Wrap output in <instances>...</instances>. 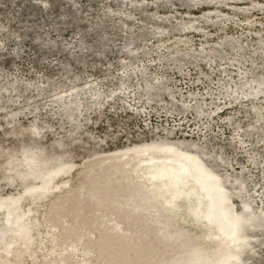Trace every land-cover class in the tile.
Returning <instances> with one entry per match:
<instances>
[{
	"label": "rangeland",
	"instance_id": "obj_1",
	"mask_svg": "<svg viewBox=\"0 0 264 264\" xmlns=\"http://www.w3.org/2000/svg\"><path fill=\"white\" fill-rule=\"evenodd\" d=\"M204 15L208 18L205 19ZM185 23L190 27L184 28ZM260 45L264 48V0H0V85H15L6 92L0 90L3 97L0 98L1 150L14 149L22 140L48 147L59 140L63 143L56 149L69 150L73 153L72 159L80 162L93 150L111 151L170 131L169 140H188L203 146L207 154L205 160L210 164L215 162L219 173L231 174L230 180L226 179L227 189L235 192V176L243 175L246 194L253 207L264 211V92L257 97L253 94L248 97L235 89L239 82L252 79L254 75L264 79V52L258 50ZM209 49L217 52L214 61L202 56L203 51ZM237 51L244 56L257 51L255 65L248 59L244 62L232 60ZM159 77H165L163 80L169 91L160 88L163 80ZM72 79L75 82L70 81ZM122 80L126 82L124 93L117 91ZM47 82H52L58 89L47 91ZM229 82L231 94L225 95L224 87ZM33 86L42 89L37 91ZM92 86L104 93L97 106L93 103ZM69 91H79L81 95L80 106L72 120L53 102ZM111 91L115 92L108 97ZM11 99L16 100V106L27 105L28 108L21 111L23 114L20 113L13 123L8 121L5 110V107L12 106ZM197 101L204 104L203 114H197L192 108L185 110L184 106H192ZM173 103L175 108L169 112L168 105ZM254 106L260 107L261 122H257ZM35 122L44 127L39 129V135L45 133L43 139L39 137L37 140L35 134L25 130ZM100 141L105 144L100 145ZM213 151H221L228 162L221 165L222 160L209 157ZM1 160L0 157L2 164ZM78 173V170L74 172ZM137 177L144 178L143 175ZM152 181L164 182L163 179ZM143 182H146L145 187L151 188L147 180ZM187 185L178 186L177 191ZM118 186L116 182L112 188ZM97 187L92 189L97 191ZM159 189L161 194L166 187ZM0 192L15 194L17 191L15 187L0 184ZM88 192L87 196L77 198L78 210L93 193ZM200 194L194 190L187 197L173 196L161 202L158 209L161 212L169 207L170 211L177 208L172 205L178 201L180 208L175 217L183 218L189 210L196 209L194 201ZM191 196L196 197L188 202ZM125 197L119 196L118 199ZM54 199L45 201L42 209H32L31 206L27 210L36 216L25 221L28 229L21 232H26L24 235L30 231L34 233L28 241L32 244L21 252L17 251L21 245L17 242L13 252L1 250L5 262L1 258L0 264H23L22 260L34 264L33 257L36 258L35 264H51L62 250L67 253L61 264H84V260L86 264H166L172 255L168 247L177 243L174 240L168 244L163 242L155 227V230L151 228L143 233L139 229L141 225L137 217H140V211L137 208L133 211L136 214L133 215L134 221L124 218L122 211L117 216L115 207L108 208L112 211L111 219L121 222L116 226L137 230L138 233L130 235L131 243L120 238L125 234L118 235V232L101 242L112 232L108 226L111 223L103 219L98 225L86 229L88 224H96L98 220L72 218V210L60 209V220L54 218L51 224L41 225L42 212L54 205L57 198ZM26 201L24 198L20 204ZM138 201L131 200L127 207H136L133 204L138 205ZM230 202L238 211L244 206L238 195ZM205 207V203L199 206L200 210ZM142 210L146 215V208ZM65 215L69 216L65 219ZM24 216L20 213L17 223H23ZM88 216L93 215L88 213ZM193 217L195 223L191 228L185 227L192 234L201 230L196 235L198 244L207 246L216 236L215 230L210 228L214 221ZM158 219H150L148 224L158 225ZM77 222L84 231L94 232L102 226L105 231L80 247L84 235L75 234L79 230L74 228L78 226ZM53 231L65 233L59 234L61 241L55 240L51 235ZM13 234L6 231L2 238ZM249 237L252 247L244 253L243 260L247 264H264V232L260 235L249 232ZM143 238L142 244L131 251ZM99 252H102L101 256H97ZM125 253L134 257L129 259ZM212 257H215L214 253L208 255V261ZM91 258L94 260L90 261Z\"/></svg>",
	"mask_w": 264,
	"mask_h": 264
},
{
	"label": "bare ground",
	"instance_id": "obj_2",
	"mask_svg": "<svg viewBox=\"0 0 264 264\" xmlns=\"http://www.w3.org/2000/svg\"><path fill=\"white\" fill-rule=\"evenodd\" d=\"M204 16L205 19L208 18L207 15ZM183 27H190V24L185 23ZM159 45H161V43H159ZM210 50L212 49L204 50L202 56L207 60L214 61L216 59L215 57L217 52L215 49L212 51ZM258 50L264 52V48L261 45ZM256 52L257 51H253L249 54V56H244L241 51H237L232 60L244 62L248 59L252 65H255L256 61L254 60V55ZM164 78L159 77V79L162 80ZM74 79L76 80V78ZM74 79L70 81L75 82ZM164 80L161 84H159V86L165 91H169L170 89L168 90L167 83H165ZM46 81H48V79ZM30 83L32 84V82ZM47 83H49L47 91L53 92L56 89V86L54 87L52 82ZM14 87L15 85L11 83L2 84L0 85V90H2V92H6L12 90ZM19 87L22 88L23 86ZM19 87L17 89H19ZM33 87L34 90L37 91H41L42 89L38 88V86ZM235 89L237 92L239 91V93H242L245 96L252 97L250 95L253 94L254 97H257L264 92V79L254 75L252 79L239 82L238 85L235 86ZM91 90L93 94V103L97 106L101 103V97L104 94L102 92L103 90H98L95 87L93 88V86ZM125 90L126 82L122 80L119 83L117 91L124 93ZM224 90L225 95L231 94L230 82L226 84ZM20 91L22 90L20 89ZM69 92L70 93L67 95L54 99L53 102L65 111V115L69 120H72L75 112H77L76 110H78V106H80V92ZM114 92L115 91H111L108 93V97H112ZM234 98L236 99V96ZM10 101L13 102L12 106L5 107V110L8 121L13 123L15 122L16 117L20 116L19 114L22 113L21 111H27L28 108L27 105H25V107L16 106V100L11 99ZM185 101L187 100H184V102ZM64 103L66 104V107L64 106ZM184 107L185 110L192 108L199 115L203 114L205 110L204 104L198 101L192 106ZM174 108V103L168 105L169 112L174 110ZM91 109H93V106ZM253 112L256 116L257 122H261L262 117L260 107L254 106ZM76 115L78 116V113ZM51 127H53V125ZM43 128L44 127H39L35 122L25 130L29 131L30 134H35L34 137H36V139L39 137L43 139L42 136L45 133L43 135L42 133L39 135V129ZM22 133L24 134V132ZM169 133L170 131H167L163 136L154 137L151 140L136 144H126L123 147L111 151L98 152L93 150L80 162H76L72 159L73 153L69 150H57V145L63 143L59 140H56L57 142L55 141L56 143L51 147L42 143H35L32 141L27 142L25 140L20 141L21 145H18L14 149L10 148L1 150L0 147V157L2 158V164L0 163V184H5L6 187L10 188L15 187L17 191L15 194H4L0 192V251L13 252V250L17 247L16 244L14 245L15 242L21 244H19L20 246L17 249L19 252L28 248V246L32 244L28 241L33 237L34 233L30 231L24 235L26 233L24 231H27L28 229V223L25 221L32 220L36 215L34 212L32 214L27 210L30 209L31 206H33L32 209H42L45 201H51L54 198H57L51 208L42 212L43 216H41L39 220L41 225L51 224L54 218L60 220L61 210L66 212L72 210V215H70L72 218L78 216L79 218L83 217L84 220L88 219V217L91 220H98V223L96 224H88L86 229H88L89 226L98 225L100 221L104 219L111 223L108 226H110L113 231L118 227L116 225L121 222L118 219H111L112 211L108 208H111L112 206L115 207V209H117V216L119 215L118 213L122 211L123 214L121 215L124 218H128L130 221L135 220V216L133 217V215L136 214H133V211L137 208L140 211L139 214L141 217V223H139L141 226L139 229H141L143 233L148 229L153 228V230H155L156 228L157 234L163 242L167 244L173 240L177 242L174 247H168L170 248L172 255L170 254L166 264H247L245 260H243V256L247 250H251L252 246L250 247V245L253 243L250 239L251 237H249V232H252V235H260L261 232H264V211L262 209L257 210L253 207L252 200L246 194V180L244 176L241 174L235 176L237 183L235 192L227 189V180H230L232 177L231 174H221L218 169H216L217 166L215 162H212V164L207 162L204 158V155L207 154L203 146L191 143V141L188 140L171 141L169 140ZM105 141H100V145H104ZM208 155L211 158L222 160L221 165L224 162H228V159L221 151H213ZM76 170H78L80 174H74ZM62 173L65 174L62 175ZM142 175L144 176L143 180H141V177L138 179L137 176ZM77 177H81V179ZM155 179H163L164 182L163 184L153 183L152 180ZM145 180L150 183L151 188L145 187L146 182H143ZM116 182L120 186L113 189L112 185ZM186 184H188V187L184 186L185 188L177 191L178 186ZM93 186H98L97 191L92 189ZM163 186L166 187V189L160 194L159 188H162ZM194 190L201 193L194 201V208L196 207V209L189 210L183 218L176 219L175 217V213L180 208L178 206L180 202L178 201L174 202L172 205L177 208H172L170 211H168L169 207L163 208L161 212L160 209H158L161 202H166L173 196L187 197ZM88 191L94 192L89 195V198L78 210L76 205L78 201L77 198L83 195L87 196V193H89ZM156 191L159 192L156 193ZM231 194L233 195L231 196ZM237 195L244 205L241 211L236 210L233 202H230V200H233V196L237 197ZM119 196L126 197L118 199ZM195 197L196 196H191L188 202L193 201ZM24 198L27 199V201L24 204H20ZM131 200H136L140 203L138 205L133 204L136 207H127ZM74 201L76 203H74ZM202 203H205L206 207L203 210H200L199 206ZM91 206H94L93 209L90 208ZM142 208H146V215L143 210L141 212ZM20 213L23 216H26H24L23 223H17ZM88 213L93 216H88ZM161 213L163 214L161 215ZM193 215L198 216V219H201V221H214L210 228L215 230L216 236L209 241L210 243L207 246L204 244H198L196 235L200 234L201 230H199L198 233L192 234V232H189V229L185 227L189 226L191 228V225L195 223ZM68 216L69 215H65L63 218L66 219ZM157 218H159L157 221L159 222L158 225L148 224V220ZM164 220H167V222L165 223ZM77 223L78 226L76 225L74 228H79V230H76L75 234L80 232V235H84V238L80 239V247L82 244L88 243L91 238L97 237L105 231L103 226L94 232L89 230L87 231L86 229L84 231L81 230L79 222ZM172 225H177L179 228H171L173 227ZM258 225L262 226L256 228ZM55 227L57 226L55 225ZM62 227L65 228L64 224ZM71 228H73V226ZM22 229L25 230L21 232ZM9 230L14 234L10 235L9 238H2L6 231ZM118 233V235H123L122 233H124L125 235L120 238L131 243L132 237L130 235H134V233L138 232L137 230L132 231V229L126 230L124 228H120ZM59 234L65 235V233H61V231H53L51 235L55 237L56 241H61L59 240L60 237H58ZM114 236V234H109V236L104 240H101V242L107 241L108 238ZM144 239L145 238L142 240ZM138 244L133 246L130 250H135ZM10 246H13V248L11 251H8V249L11 248ZM120 247L124 248L122 245ZM86 248L87 247H83V250L85 251ZM163 250L166 252L165 249ZM87 251L88 250H86V252ZM66 253L67 251L64 252V250L59 252L55 255L51 264H61ZM101 253L102 252H99L97 256H101ZM210 253H214L215 257H212V259H209L208 261V255ZM25 254L26 253H24V255ZM22 255L23 253L20 254V256ZM125 255L127 254L125 253ZM127 257L131 259L132 255L129 254ZM1 258L2 256L0 255V259ZM93 258H91L90 261L94 260ZM125 259L127 258L125 257ZM3 261L5 262V259H3ZM35 261L36 258L33 257L32 263L35 264ZM125 262H128V260H125ZM21 263L26 264L24 260H22ZM82 263L86 264L87 262L84 260Z\"/></svg>",
	"mask_w": 264,
	"mask_h": 264
},
{
	"label": "water",
	"instance_id": "obj_3",
	"mask_svg": "<svg viewBox=\"0 0 264 264\" xmlns=\"http://www.w3.org/2000/svg\"><path fill=\"white\" fill-rule=\"evenodd\" d=\"M120 209V208H119ZM120 211V210H119ZM137 220H138V223H141V217H137ZM262 225H258V226H256V228H259V227H261ZM119 227H117L116 229H114L112 232L110 231V235H116V233L119 231ZM152 235H155V234H152ZM148 237V236H147ZM151 237V236H150ZM146 239H148V238H146ZM141 241V240H140ZM144 240H142V242H143ZM142 242H139V244H138V246H140L141 244H142ZM241 243H243V242H241ZM137 246V247H138ZM242 254V253H241Z\"/></svg>",
	"mask_w": 264,
	"mask_h": 264
}]
</instances>
